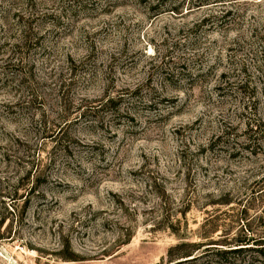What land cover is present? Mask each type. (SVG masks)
<instances>
[{"label":"rangeland","instance_id":"obj_1","mask_svg":"<svg viewBox=\"0 0 264 264\" xmlns=\"http://www.w3.org/2000/svg\"><path fill=\"white\" fill-rule=\"evenodd\" d=\"M236 240L264 264V0H0V264Z\"/></svg>","mask_w":264,"mask_h":264},{"label":"trees","instance_id":"obj_2","mask_svg":"<svg viewBox=\"0 0 264 264\" xmlns=\"http://www.w3.org/2000/svg\"><path fill=\"white\" fill-rule=\"evenodd\" d=\"M236 246L226 244V249L218 247L206 248L201 252L203 245L182 243L172 248L168 253L169 263L193 264L200 259H207L206 264H231L230 259L234 255H240L245 249H235L244 245L243 241H235ZM218 245V244H214ZM257 252L264 257V250L257 249ZM177 262V263H176Z\"/></svg>","mask_w":264,"mask_h":264}]
</instances>
